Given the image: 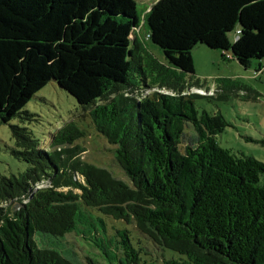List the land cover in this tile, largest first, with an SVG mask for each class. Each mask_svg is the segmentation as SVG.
Instances as JSON below:
<instances>
[{
	"label": "trees",
	"instance_id": "trees-1",
	"mask_svg": "<svg viewBox=\"0 0 264 264\" xmlns=\"http://www.w3.org/2000/svg\"><path fill=\"white\" fill-rule=\"evenodd\" d=\"M144 1L0 0V124L33 121L25 107L55 82L89 111L131 182L89 164L72 166L82 178L75 182L68 146L85 132L74 122L52 135L48 151L27 127L11 125L13 155L28 169L0 178V264H76L37 237L73 233L106 257L122 251V264H140L128 232L111 238L102 220L101 232L94 211L186 257L144 264H264V163L220 146L225 118L199 115L181 96L201 84L187 80L200 44L246 69L258 60L264 71V0H152L147 39L166 64L137 34ZM147 89L175 94L135 96ZM188 126L196 137L184 146ZM47 179L81 193L32 187Z\"/></svg>",
	"mask_w": 264,
	"mask_h": 264
},
{
	"label": "rangeland",
	"instance_id": "rangeland-1",
	"mask_svg": "<svg viewBox=\"0 0 264 264\" xmlns=\"http://www.w3.org/2000/svg\"><path fill=\"white\" fill-rule=\"evenodd\" d=\"M153 5L152 0L138 3L139 28L136 30L139 38L145 43L148 50L161 63L166 64L163 52L147 39V14ZM195 73L187 77L188 81L198 80L201 84H190L181 96L192 97L199 115L207 112L210 115L220 113L228 123L225 130L217 136V141L225 149L236 155H246L264 163V71L259 70L258 60L253 61L249 69L241 66L237 60H224L221 52L198 45L192 52ZM263 62V61H262ZM174 95L167 89H147L135 96L144 95ZM24 111L34 115L33 121L22 122L19 118L13 119L10 124H0V178L24 174L28 165L17 160L13 155L15 143L11 135V125L27 127L41 143L42 149L51 148V138L67 124L74 122L85 137L68 146L73 150L68 157L67 171L75 173V182H81V176L71 169L73 165L84 164L106 168L119 179L131 185L115 160V147L101 136L92 121L89 111L84 110L66 91L55 82H50L27 104ZM196 137L191 126H188L183 139L184 146L191 144ZM66 171V170H65ZM61 172H64L61 171ZM32 186V185H31ZM35 190L53 189L65 194H80L78 186H69L63 180L55 186L52 180L47 179L32 186ZM28 200H15L12 208L19 210ZM10 203L2 204L3 208L10 207ZM97 224L102 232V222L108 227L111 238L118 231H127L134 248L139 252L141 263L163 262L164 260L186 259L174 251L155 246L137 231L134 223H126L106 217L94 211ZM42 240L49 242V247L63 252L65 256L76 264H89V260L96 264H122L123 252H111L106 257L91 240L78 234H69L65 239L40 235ZM43 246L42 243H40ZM45 246V245H44ZM48 247V246H47ZM67 252V253H66Z\"/></svg>",
	"mask_w": 264,
	"mask_h": 264
}]
</instances>
